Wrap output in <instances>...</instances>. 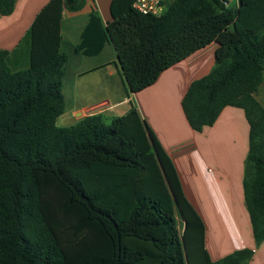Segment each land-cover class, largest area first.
<instances>
[{
  "label": "trees",
  "instance_id": "1",
  "mask_svg": "<svg viewBox=\"0 0 264 264\" xmlns=\"http://www.w3.org/2000/svg\"><path fill=\"white\" fill-rule=\"evenodd\" d=\"M16 1L0 0V14L10 15ZM135 2L112 0L106 25L93 9L76 51L97 55L111 41L136 93L218 43L213 68L191 82L182 107L196 131L213 125L226 106L244 109L250 130L243 187L260 246L264 106L255 93L264 72V0H161L167 8L159 15L142 13ZM85 4L50 0L41 9L26 35V67L15 68L11 51L0 48V264H248L250 247L211 260L204 222L135 105L109 123L89 114L57 125L69 60L62 14Z\"/></svg>",
  "mask_w": 264,
  "mask_h": 264
},
{
  "label": "crops",
  "instance_id": "2",
  "mask_svg": "<svg viewBox=\"0 0 264 264\" xmlns=\"http://www.w3.org/2000/svg\"><path fill=\"white\" fill-rule=\"evenodd\" d=\"M49 1L17 0L10 15L0 14V48L11 51L15 68L29 64L31 41L26 35ZM111 1L86 0L79 11L63 10L62 49L70 54L63 80L62 115L71 114L72 122L62 126L89 114H101L109 123L135 105L171 156L185 195L204 222L205 248L211 260L250 247L255 254L248 264H264V242L255 245L243 187L250 130L244 109L226 106L213 125L196 131L182 107L191 82L213 68L218 43L169 67L147 88L131 92L111 41L97 55L78 52L74 46L82 41L93 9L99 11L105 25L113 19ZM255 95L258 99V90Z\"/></svg>",
  "mask_w": 264,
  "mask_h": 264
},
{
  "label": "built area",
  "instance_id": "3",
  "mask_svg": "<svg viewBox=\"0 0 264 264\" xmlns=\"http://www.w3.org/2000/svg\"><path fill=\"white\" fill-rule=\"evenodd\" d=\"M229 2L238 0H228ZM134 6L144 14H161L163 10V5H161V0H136Z\"/></svg>",
  "mask_w": 264,
  "mask_h": 264
},
{
  "label": "rangeland",
  "instance_id": "4",
  "mask_svg": "<svg viewBox=\"0 0 264 264\" xmlns=\"http://www.w3.org/2000/svg\"><path fill=\"white\" fill-rule=\"evenodd\" d=\"M164 1H171V0H164ZM167 8V4L165 5V7H163V10H165ZM68 54H70V51L68 49H64ZM258 100L262 103V105L264 106V72H263V81L262 83L260 84L259 86V89H258ZM71 117V114H64L62 116H60L59 120H58V126H62V123L63 124H69L70 122V118ZM66 126V125H65ZM181 221V220H180ZM180 228H181V231H183V224L182 222L180 223Z\"/></svg>",
  "mask_w": 264,
  "mask_h": 264
},
{
  "label": "water",
  "instance_id": "5",
  "mask_svg": "<svg viewBox=\"0 0 264 264\" xmlns=\"http://www.w3.org/2000/svg\"><path fill=\"white\" fill-rule=\"evenodd\" d=\"M118 60H119V58H118ZM185 225H186V222H185ZM183 243H184V245H185V247H186V244H185V240H184V238H183ZM189 263V262H188Z\"/></svg>",
  "mask_w": 264,
  "mask_h": 264
}]
</instances>
